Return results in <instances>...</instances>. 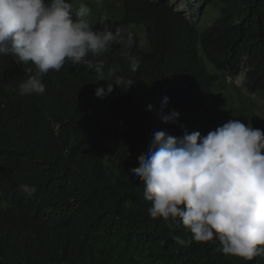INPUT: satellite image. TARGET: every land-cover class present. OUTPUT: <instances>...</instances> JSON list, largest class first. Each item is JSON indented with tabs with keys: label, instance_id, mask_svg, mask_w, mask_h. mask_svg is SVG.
<instances>
[{
	"label": "trees",
	"instance_id": "trees-1",
	"mask_svg": "<svg viewBox=\"0 0 264 264\" xmlns=\"http://www.w3.org/2000/svg\"><path fill=\"white\" fill-rule=\"evenodd\" d=\"M212 2L220 17L198 30L167 0H122L118 20L94 29L120 27L123 39L93 59L133 84L127 91L114 85L104 99L94 91L106 82L70 62L43 77V94L21 96L18 85L34 66L0 56V264H264L152 219L142 182L129 172L156 130L182 136L183 125L205 136L216 129L223 98L206 62L234 79L244 74L249 92L264 91V0ZM134 25L144 28L146 50ZM165 96V114L178 112L176 123L156 116ZM255 126L264 131V121ZM22 184L36 191L29 196Z\"/></svg>",
	"mask_w": 264,
	"mask_h": 264
},
{
	"label": "clouds",
	"instance_id": "clouds-1",
	"mask_svg": "<svg viewBox=\"0 0 264 264\" xmlns=\"http://www.w3.org/2000/svg\"><path fill=\"white\" fill-rule=\"evenodd\" d=\"M91 12L83 3L74 8L69 0H0V56H14L35 69L19 83V95L43 94V77L67 62L94 70L96 82H106L95 88L96 98L111 94L114 85L130 89L131 78L115 75L113 68L106 74L105 61L93 59L122 40L124 29H94ZM121 55L132 59L126 50ZM137 68L133 59L131 69ZM168 103L163 97L156 111L162 124L179 119L174 110L165 114ZM147 110L152 112L153 106ZM180 127L182 136L154 131L147 154L129 169L142 182L143 198L151 205L148 215L162 219L172 232L182 226L192 241L218 240L224 254L244 261L264 257V131L239 119L205 136ZM19 190L30 196L36 188L22 184ZM173 239L178 245L189 243L181 236Z\"/></svg>",
	"mask_w": 264,
	"mask_h": 264
},
{
	"label": "rangeland",
	"instance_id": "rangeland-1",
	"mask_svg": "<svg viewBox=\"0 0 264 264\" xmlns=\"http://www.w3.org/2000/svg\"><path fill=\"white\" fill-rule=\"evenodd\" d=\"M175 11L181 12L191 25L203 30L220 17V10L212 0H167ZM74 8L81 3L92 9L89 22L94 28L103 19L118 20L121 15L122 0H69ZM142 50L147 49L144 38V28L141 25L132 26ZM207 71L218 77L214 86V93L223 98L217 127L230 119H239L256 128L257 120L264 121V91L251 93L242 86L241 78L234 79L225 71H218L206 62ZM231 78V79H230ZM216 127V128H217Z\"/></svg>",
	"mask_w": 264,
	"mask_h": 264
},
{
	"label": "water",
	"instance_id": "water-1",
	"mask_svg": "<svg viewBox=\"0 0 264 264\" xmlns=\"http://www.w3.org/2000/svg\"><path fill=\"white\" fill-rule=\"evenodd\" d=\"M243 77H244V74L240 75L241 80L243 79Z\"/></svg>",
	"mask_w": 264,
	"mask_h": 264
}]
</instances>
